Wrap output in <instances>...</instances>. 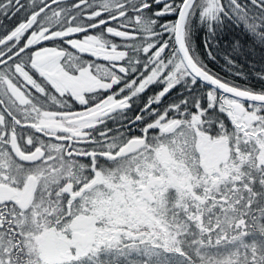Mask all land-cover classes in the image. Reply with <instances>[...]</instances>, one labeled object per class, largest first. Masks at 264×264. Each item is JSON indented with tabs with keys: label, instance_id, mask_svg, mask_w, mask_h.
<instances>
[{
	"label": "snow or ice",
	"instance_id": "1",
	"mask_svg": "<svg viewBox=\"0 0 264 264\" xmlns=\"http://www.w3.org/2000/svg\"><path fill=\"white\" fill-rule=\"evenodd\" d=\"M0 264H264V0H0Z\"/></svg>",
	"mask_w": 264,
	"mask_h": 264
}]
</instances>
